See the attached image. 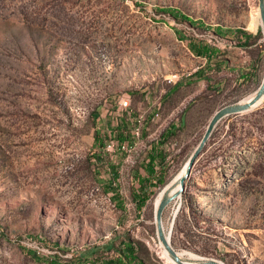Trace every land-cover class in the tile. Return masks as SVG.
Returning <instances> with one entry per match:
<instances>
[{
	"label": "rangeland",
	"instance_id": "obj_1",
	"mask_svg": "<svg viewBox=\"0 0 264 264\" xmlns=\"http://www.w3.org/2000/svg\"><path fill=\"white\" fill-rule=\"evenodd\" d=\"M263 74L259 0H0V264H117L128 241L171 264L156 199ZM163 222L179 252L264 264V102L219 122Z\"/></svg>",
	"mask_w": 264,
	"mask_h": 264
},
{
	"label": "water",
	"instance_id": "obj_2",
	"mask_svg": "<svg viewBox=\"0 0 264 264\" xmlns=\"http://www.w3.org/2000/svg\"><path fill=\"white\" fill-rule=\"evenodd\" d=\"M259 11H260V19H261V29L264 38V0H259ZM264 97V74L262 81L259 87L254 91L253 96L247 100H239L219 108L211 117L207 129L200 140L199 144L195 148L194 152L190 156L187 168L185 173L181 176L179 182L177 183V187L170 191L166 190L159 203L155 209V222L157 227V234L159 241L164 244L166 249L169 251L170 256L177 264H225L222 260L215 257H203L201 259L193 260L187 259L179 253V251L174 247L171 239V234L166 230L164 222H163V213L167 206L175 200H178L179 196H182L186 192L187 180L192 174L193 167L209 142L215 128L219 124V122L227 116L233 114L244 113L250 111L255 108V105L258 104Z\"/></svg>",
	"mask_w": 264,
	"mask_h": 264
},
{
	"label": "trees",
	"instance_id": "obj_3",
	"mask_svg": "<svg viewBox=\"0 0 264 264\" xmlns=\"http://www.w3.org/2000/svg\"><path fill=\"white\" fill-rule=\"evenodd\" d=\"M171 11H174V9L171 8L169 12ZM184 18L192 21V19L186 15H184ZM245 42L248 44V40H246ZM195 50L198 52L199 55L207 56L209 59L212 58L215 52L214 48L209 45H204L203 47H197L195 48ZM197 72H198L197 74L199 75H201L202 73V71H197ZM168 134H170V131L169 132L167 131L166 133H164L162 135V139H165V137H168L167 136ZM123 139H124L123 137L120 138L121 141H123ZM152 171H154L153 168H152ZM163 182L164 180L161 179V183ZM149 198H150L149 194L142 196L140 199H138V206L143 207ZM125 246H126V251L121 252L120 257L118 258V261L116 262L117 264H145L144 261L137 255L133 242L128 241L125 244Z\"/></svg>",
	"mask_w": 264,
	"mask_h": 264
},
{
	"label": "bare ground",
	"instance_id": "obj_4",
	"mask_svg": "<svg viewBox=\"0 0 264 264\" xmlns=\"http://www.w3.org/2000/svg\"><path fill=\"white\" fill-rule=\"evenodd\" d=\"M259 14H260V11H259ZM260 24H261V19H260ZM253 94H254V92L253 93H251L250 95H248V96H246V97H244L243 99H241V100H247V99H250L252 96H253ZM264 102V97H263V99L258 103V104H256L255 105V107H257V106H259L260 104H262ZM188 163V162H187ZM186 168H187V164L185 165V167L183 168V170L181 171V173H179L177 176H175L172 180H171V182L166 186V187H164L162 190H161V192L159 193V195H158V197H157V199H156V202H155V208L158 206V203H159V201H160V199H161V197H162V195H163V193L166 191V190H169V192L170 191H172V190H174L177 186V183L179 182V180H180V178H181V176L185 173V171H186ZM176 186V187H175ZM181 196H179L178 198H180ZM161 245H162V247H163V249H164V253H165V256H166V259H167V262H169V263H171V264H177L176 263V261H174L173 259H172V257L170 256V253H169V251L166 249V247L164 246V244L161 242ZM189 254H187V253H182V252H179L181 255H183L184 257H187V259H190L191 261H193V260H197V259H201V258H203L204 256H202V255H199V254H193L191 251H187ZM193 254V255H192Z\"/></svg>",
	"mask_w": 264,
	"mask_h": 264
},
{
	"label": "built area",
	"instance_id": "obj_5",
	"mask_svg": "<svg viewBox=\"0 0 264 264\" xmlns=\"http://www.w3.org/2000/svg\"><path fill=\"white\" fill-rule=\"evenodd\" d=\"M124 105H128V101H126L125 103H124ZM138 131H140V127H135V129L133 128V130H132V135L134 136V135H136V133L138 132ZM123 141H121L120 140V143H121V146H122V148H124L125 149V147L127 146V142L126 141H124L123 143H122Z\"/></svg>",
	"mask_w": 264,
	"mask_h": 264
}]
</instances>
